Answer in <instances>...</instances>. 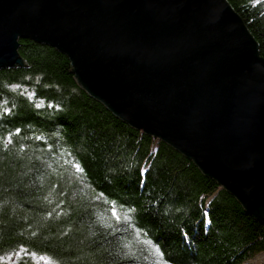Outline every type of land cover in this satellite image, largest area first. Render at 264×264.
Returning a JSON list of instances; mask_svg holds the SVG:
<instances>
[{
	"label": "trees",
	"instance_id": "16d2710c",
	"mask_svg": "<svg viewBox=\"0 0 264 264\" xmlns=\"http://www.w3.org/2000/svg\"><path fill=\"white\" fill-rule=\"evenodd\" d=\"M228 1L264 56V0ZM20 44L28 68L0 71V259L247 264L264 252V223L192 161L85 93L65 55Z\"/></svg>",
	"mask_w": 264,
	"mask_h": 264
},
{
	"label": "water",
	"instance_id": "95a60500",
	"mask_svg": "<svg viewBox=\"0 0 264 264\" xmlns=\"http://www.w3.org/2000/svg\"><path fill=\"white\" fill-rule=\"evenodd\" d=\"M21 40L264 223V56L228 0H0V71L28 68Z\"/></svg>",
	"mask_w": 264,
	"mask_h": 264
},
{
	"label": "rangeland",
	"instance_id": "374dc122",
	"mask_svg": "<svg viewBox=\"0 0 264 264\" xmlns=\"http://www.w3.org/2000/svg\"><path fill=\"white\" fill-rule=\"evenodd\" d=\"M155 141L158 142V140H155ZM155 149H156V148H155ZM258 256L261 258V261H260L259 264H264V252L261 253V254H259ZM258 256H256V257H258ZM256 257H255L254 259L250 260L247 264H257V263H252L253 261H255V260L257 259ZM15 258H16V257H15V255L13 254V255H11V256H8L7 258L0 259V264H11V263H13V260H14Z\"/></svg>",
	"mask_w": 264,
	"mask_h": 264
},
{
	"label": "bare ground",
	"instance_id": "6f19581e",
	"mask_svg": "<svg viewBox=\"0 0 264 264\" xmlns=\"http://www.w3.org/2000/svg\"><path fill=\"white\" fill-rule=\"evenodd\" d=\"M257 259L255 260V261H253L252 263H257V264H259L260 263V261H261V258L258 256V257H256Z\"/></svg>",
	"mask_w": 264,
	"mask_h": 264
},
{
	"label": "snow or ice",
	"instance_id": "6c2138e0",
	"mask_svg": "<svg viewBox=\"0 0 264 264\" xmlns=\"http://www.w3.org/2000/svg\"><path fill=\"white\" fill-rule=\"evenodd\" d=\"M77 171H80V169L78 168V169H77ZM112 214H113V215H116V213H115V212H113Z\"/></svg>",
	"mask_w": 264,
	"mask_h": 264
}]
</instances>
